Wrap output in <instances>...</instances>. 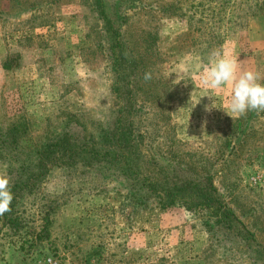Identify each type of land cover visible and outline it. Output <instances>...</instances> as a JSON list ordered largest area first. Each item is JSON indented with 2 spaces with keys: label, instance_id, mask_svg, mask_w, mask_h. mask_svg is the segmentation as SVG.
Listing matches in <instances>:
<instances>
[{
  "label": "rangeland",
  "instance_id": "rangeland-1",
  "mask_svg": "<svg viewBox=\"0 0 264 264\" xmlns=\"http://www.w3.org/2000/svg\"><path fill=\"white\" fill-rule=\"evenodd\" d=\"M101 1L141 60L131 96L94 0H0V128L24 126L0 162L48 170L33 182L8 167L0 264H264V111L237 116L230 85L200 81L220 49L264 82V0ZM131 104L128 161L49 160L55 137L62 147L119 137ZM167 187L184 189L181 200L169 205Z\"/></svg>",
  "mask_w": 264,
  "mask_h": 264
},
{
  "label": "trees",
  "instance_id": "trees-1",
  "mask_svg": "<svg viewBox=\"0 0 264 264\" xmlns=\"http://www.w3.org/2000/svg\"><path fill=\"white\" fill-rule=\"evenodd\" d=\"M93 7L98 11V14L101 18V20L104 22V32L109 37V50L112 55L114 67H115V74L117 81L120 82L122 81V87L126 88L125 94L127 95H132V90L129 89V78L134 77L135 71L138 69L141 60L137 57V55L134 53L133 50H127L129 49L127 47V44L124 42V37L121 34V30L117 27H114L115 23L116 25H119L122 23L120 21L119 23L116 20H113L110 16V13H107L104 11V4L102 3L101 0H94ZM115 25V26H116ZM13 59H8L5 61L3 64L4 69H11V62ZM10 62V63H9ZM14 62V61H13ZM115 81V88L119 90V83ZM134 109V106L131 104L128 107H125V109H122L123 113V120L125 121L124 123H127V128H120L119 133L120 136L116 137V132L111 133L109 132H102L101 135L104 137L103 142L98 143L99 136H91L90 135V141H87L84 143L83 147H80L79 145L74 146V147H62L61 144L67 142L66 137H55L56 141L53 144H49V160L56 161L58 164L61 166L65 167H74L76 166L79 162H83L87 165H90L91 163H101L103 161L108 162H118L119 159L123 158L128 161V154L126 150L130 147L133 149L135 148V145L132 144V141L134 140V136H132L133 133V117H132V110ZM22 127L23 125H16L12 128V131L8 132L7 135H2V128H0V150L2 149H7L9 147V150L15 151V148H12L10 145L14 144L15 146H18V142L20 141L18 136H16V133H21L22 132ZM122 127V126H121ZM117 131V130H116ZM10 134L13 135L12 141L9 143L6 141L8 137H10ZM113 134V135H112ZM2 137V138H1ZM114 137V138H112ZM54 140V139H53ZM103 143V144H102ZM8 150V149H7ZM118 151L125 153L118 155ZM18 152H21V150H18ZM7 154V153H6ZM35 154V153H34ZM57 154V156H54ZM134 154V153H132ZM31 157V155L29 154ZM28 156V157H29ZM13 160H17L19 158V155L14 154L13 156H10ZM134 158V157H133ZM133 158L130 161V166L127 167V172L133 173L134 172V167H133ZM9 168H15V170H19L23 172L24 175L28 176V179L30 181L35 182L37 179L45 175L47 171H45V165L39 163L37 167H33L29 169V167H23L21 166L19 169L16 167H12L10 163H8ZM57 166V164H49L50 166ZM18 172V171H17ZM29 174V175H28ZM32 177L31 179L29 178ZM35 180V181H34ZM32 182V183H33ZM23 186L27 187L26 184L23 183ZM158 191L160 189L156 188ZM157 191V192H158ZM184 189H178L176 190L175 188H165L162 192L166 193L167 195L171 196V199H169V205L174 204L177 202V200H181L180 197L177 194H180L183 192ZM156 192L155 188L152 189L151 193ZM160 201H162V198L160 195L156 193V195ZM165 202H168L167 200ZM162 204V202H160ZM10 214L5 213L4 218L7 217V215ZM9 220V219H8Z\"/></svg>",
  "mask_w": 264,
  "mask_h": 264
},
{
  "label": "clouds",
  "instance_id": "clouds-1",
  "mask_svg": "<svg viewBox=\"0 0 264 264\" xmlns=\"http://www.w3.org/2000/svg\"><path fill=\"white\" fill-rule=\"evenodd\" d=\"M242 63L237 56H228L220 49H213L200 74L201 83L210 89H221L228 85L232 87L228 107L237 116L245 115L248 111H264L262 77L259 72L242 70ZM144 79L150 80L151 73L146 72ZM205 111H210V108L206 106ZM8 167L7 163L0 162V216L11 211L10 205L14 199ZM48 264H55L51 257Z\"/></svg>",
  "mask_w": 264,
  "mask_h": 264
},
{
  "label": "built area",
  "instance_id": "built-area-1",
  "mask_svg": "<svg viewBox=\"0 0 264 264\" xmlns=\"http://www.w3.org/2000/svg\"><path fill=\"white\" fill-rule=\"evenodd\" d=\"M53 262H55V264H61L60 261L54 259V258H51ZM48 260H49V257L43 259L41 262H39V264H48Z\"/></svg>",
  "mask_w": 264,
  "mask_h": 264
}]
</instances>
